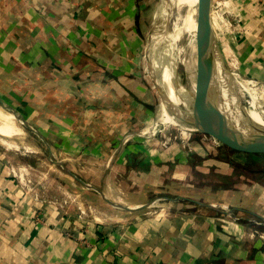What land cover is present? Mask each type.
<instances>
[{
	"label": "crops",
	"instance_id": "obj_1",
	"mask_svg": "<svg viewBox=\"0 0 264 264\" xmlns=\"http://www.w3.org/2000/svg\"><path fill=\"white\" fill-rule=\"evenodd\" d=\"M230 3L223 48L239 75L264 84V0ZM145 20L143 0H0V99L68 158L102 162V190L134 209L0 148V264H264L257 229L190 200L216 204L207 193H228L219 207L229 210L247 195L197 185L220 160L210 150L218 142L190 130L165 144L155 134Z\"/></svg>",
	"mask_w": 264,
	"mask_h": 264
},
{
	"label": "rangeland",
	"instance_id": "obj_2",
	"mask_svg": "<svg viewBox=\"0 0 264 264\" xmlns=\"http://www.w3.org/2000/svg\"><path fill=\"white\" fill-rule=\"evenodd\" d=\"M226 1L228 2L229 0H211V22L215 31L218 30V28L220 29V27L222 26L224 27L225 31L223 30V32L225 34L222 35V32L219 31V33L217 34V40L223 52L225 61L229 66L231 72L233 73L234 79L236 81H247L248 78L237 73L234 60L231 56H229L227 50H225L222 45V41H224L225 38H229V34L231 33L233 27V25L231 24V22H233L232 18H228L229 14L226 13L231 8V3L227 5L225 3ZM159 2L160 0H143L144 16L146 18V26L144 27L146 46L143 56L144 76L146 78L145 83L147 84L146 87L150 91L149 98L152 102L155 103V109H157V113L153 122L154 126L152 125L154 129L156 128L157 130L155 134L163 142L165 140H169L170 144L181 143L183 141V136H188L190 134L187 133L185 135L183 129H187L188 132H191V129H196V126H194V124L192 123V114L187 111L181 110L173 103H171L168 99L162 96L159 89L155 69L152 65V62L150 61L148 43L153 20ZM204 4L205 0H196L193 1L191 6L189 7L181 5L182 12L180 14L177 13L178 11H176V7L173 9L169 16V19L167 20V24H165L163 28L164 30L161 36L162 47L160 59L163 67L169 71L168 75H173L174 77L177 76L179 80L185 83L190 91H193L189 86L190 72L188 65L192 57L195 56L198 60H200V63L204 64L201 70L203 76L205 78H208L212 83L213 93L210 96V100L214 105H216V107L223 108L225 104L226 93L229 90V83L224 78L220 65H218V61H216L215 59L216 55L211 53L209 55V53L205 50L199 53L195 51V44L200 41V44L203 45L202 39L197 38V36H202L205 32L204 27H200V17H203V13L205 10ZM189 17H194V21L199 24V31L194 29L195 23L190 22L188 20ZM239 89L241 95L243 96L239 100V104L241 105L242 109H257L263 115L264 104L257 102L253 94L249 90L241 87H239ZM203 91H205V89H203ZM147 98L148 96H145V99ZM246 119L255 121V119L250 116ZM17 121L18 124L23 127L21 122L19 120ZM23 129L26 131V135H24L23 137L16 136L10 139L13 141L14 145L9 147V152L14 154L16 153V160H21V154L18 153L23 152L27 154L25 156L27 163H29L36 169L35 172H41V176L46 173L49 177L63 180L67 186L90 190L89 187L85 186L82 182L75 179L61 166L55 164L52 161L60 160L81 180L85 182L91 181L95 184V187L97 189L102 190V177L99 173L102 162H84L78 160L74 161L73 159L68 158L65 154H62V152H60L55 144L40 139L33 132L28 131L24 127ZM150 130L152 131L153 129ZM207 136L208 142L210 140H216L218 142V146L215 149L210 148V150H215V154L218 155L216 158L220 160L209 161V165L207 168L208 170H206L208 173L206 172L205 177L202 178L201 181L199 180V183L197 185L201 187L203 186V189L207 188L211 189L212 191L219 189L230 190L229 193L232 191V194L236 193V195L238 196V193H240L241 191L244 194H247L245 195V197L240 196L239 198L234 199V205L232 204V206H226V208L231 210V213L229 215L243 217L246 223H250L249 225L257 229V237H259L260 234L264 236V220H262L263 218L261 219L257 215L259 214L264 216V145L259 143L253 144L252 141H249L247 139L237 138L234 140L230 139L229 141H226L224 139L219 140L214 136ZM5 147L7 146L0 143L1 149L6 150ZM49 157H51L52 160ZM230 159L233 160L232 164L229 163ZM201 169L203 168L201 167ZM124 184L127 183L124 182ZM29 185L32 184L29 183ZM247 190H249V192L245 193V191ZM189 191L190 188L185 190L186 195L190 193ZM31 192L33 193V191ZM227 194L223 192V194H216L215 196V193L209 192L207 193L206 198L215 200V203L218 206H225ZM165 195L170 197H177L176 193L174 192H166ZM113 197L118 200L116 196ZM101 200H103V202H107L104 198ZM180 201L183 202V200ZM182 202L180 204L181 207L194 206L191 203ZM120 203L124 204L123 200H121ZM243 203H248L251 212H243L239 210L241 207H246L243 205ZM203 207L204 206L198 208L211 211L222 217H226V215H228L207 207ZM162 208L164 207L157 205L155 207H152L150 211L159 212Z\"/></svg>",
	"mask_w": 264,
	"mask_h": 264
},
{
	"label": "water",
	"instance_id": "obj_3",
	"mask_svg": "<svg viewBox=\"0 0 264 264\" xmlns=\"http://www.w3.org/2000/svg\"><path fill=\"white\" fill-rule=\"evenodd\" d=\"M177 6V0H160L158 8L153 20L150 37H149V52L150 60L155 69L159 89L163 97L168 99L175 106L181 110L187 111L192 114L193 124L196 129H191L194 132L207 134L216 137L219 140L229 141L230 139H247L252 141L253 144L259 143L264 145V123L260 121L247 120L241 116L243 110L239 104L237 97V81L233 77L229 66L227 65L223 52L219 46L216 31L213 28L211 22L210 6L211 0H205V10L203 17H200V27H204V34L197 36L202 39V43L207 48L208 53L216 55V61L223 72V76L229 83V90L226 93L225 104L223 108L216 107L210 100V96L213 93L212 83L208 78L206 81L210 84V96L203 97L193 91H190L185 83H183L177 76L168 75V70L163 67L160 53H161V36L163 34V28L167 24V20L173 9ZM211 64V63H210ZM203 76V75H202ZM205 78V77H204ZM178 93V98H173L170 94V89ZM0 106L4 110L12 112L16 120H19L24 128L33 132L40 139L45 138L40 132L33 127L27 119L19 114L13 107L7 105L0 99ZM244 111V110H243ZM51 159V157H49ZM52 160V159H51ZM55 164L61 166L66 172L71 174L75 179L82 182L85 186L95 189L107 202L123 208L126 210H134L133 208L121 204L108 196L101 189H97L92 183L81 180L74 172H72L67 166L60 160H52ZM189 199V198H188ZM191 201L200 204L202 206L211 208L224 214H230L231 210H226L209 202H203L199 200L190 199ZM152 203L144 205L142 207L150 206Z\"/></svg>",
	"mask_w": 264,
	"mask_h": 264
},
{
	"label": "bare ground",
	"instance_id": "obj_4",
	"mask_svg": "<svg viewBox=\"0 0 264 264\" xmlns=\"http://www.w3.org/2000/svg\"><path fill=\"white\" fill-rule=\"evenodd\" d=\"M193 1H196V0H177V6H176V11H178L177 13L180 14L182 12V8H181L182 6L181 5L189 7V6H191ZM188 20L190 22H194L195 23L194 29L199 31V29H200L198 27L199 24H197L196 21H194V17L193 18L189 17ZM203 50L208 52L207 48H205L202 44H200V41L197 44H195V51L197 53L202 52ZM203 65L204 64L200 63V60H198L195 56L192 57L189 65H188L189 72H190L189 86L195 93H197L203 97H209L211 88H210V84L206 81V78H204V76H202L203 74H202L201 70H202ZM233 67H234V65H233ZM171 70H173V69H171ZM237 83H238L237 96H238L239 100L243 97L241 95L240 89H239V87H241V88H245V89L249 90L253 94V96L257 102L264 104V84L260 85V84L253 82V81H249V80H247V81L237 80ZM203 89H205L206 92L203 91ZM170 94L173 98H178L177 97L178 93L174 90V88L170 89ZM251 110L254 111L253 114H252ZM241 116H243L244 118L245 117L247 118L250 116V117H253L255 119V121H260V122L264 123V116L257 109H247L244 111L242 110ZM183 132L185 135L187 133H189L187 129H183ZM24 135H26V131L23 129V127L21 125L18 124V121L15 119L12 112L5 111L0 106V143H2L3 145L7 146V148H9L12 145H14L13 141L10 140L11 138L16 137V136L23 137Z\"/></svg>",
	"mask_w": 264,
	"mask_h": 264
},
{
	"label": "built area",
	"instance_id": "obj_5",
	"mask_svg": "<svg viewBox=\"0 0 264 264\" xmlns=\"http://www.w3.org/2000/svg\"><path fill=\"white\" fill-rule=\"evenodd\" d=\"M225 3L228 5V4L230 3V0H229L228 2L226 1ZM205 135H206V134H205ZM210 136H211V135H210ZM168 142H169V140H165V144L168 143Z\"/></svg>",
	"mask_w": 264,
	"mask_h": 264
}]
</instances>
